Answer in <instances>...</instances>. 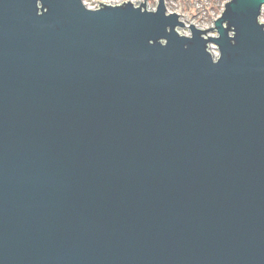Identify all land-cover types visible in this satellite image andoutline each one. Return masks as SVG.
I'll return each mask as SVG.
<instances>
[{"label":"water","instance_id":"1","mask_svg":"<svg viewBox=\"0 0 264 264\" xmlns=\"http://www.w3.org/2000/svg\"><path fill=\"white\" fill-rule=\"evenodd\" d=\"M263 5L0 0V264H264Z\"/></svg>","mask_w":264,"mask_h":264},{"label":"rangeland","instance_id":"2","mask_svg":"<svg viewBox=\"0 0 264 264\" xmlns=\"http://www.w3.org/2000/svg\"><path fill=\"white\" fill-rule=\"evenodd\" d=\"M88 6L97 5L100 0H83ZM105 2H115L118 0H101ZM133 3H139L142 0H131ZM147 8L155 7L157 0H144ZM167 11H175L180 14V19L183 21V26H178L177 30L180 33L189 34V23L195 24L197 27H209L213 24L223 8V3L226 0H164ZM261 21L264 22V5L260 15ZM214 35L215 31H208ZM213 45V43H211ZM214 53L217 50L213 48Z\"/></svg>","mask_w":264,"mask_h":264},{"label":"built area","instance_id":"3","mask_svg":"<svg viewBox=\"0 0 264 264\" xmlns=\"http://www.w3.org/2000/svg\"><path fill=\"white\" fill-rule=\"evenodd\" d=\"M85 2V1H84ZM86 3V2H85Z\"/></svg>","mask_w":264,"mask_h":264}]
</instances>
